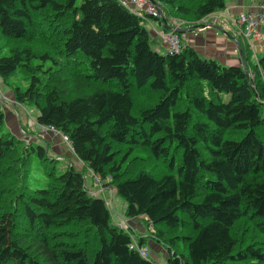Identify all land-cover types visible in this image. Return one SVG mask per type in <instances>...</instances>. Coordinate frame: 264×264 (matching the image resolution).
<instances>
[{
    "label": "trees",
    "instance_id": "16d2710c",
    "mask_svg": "<svg viewBox=\"0 0 264 264\" xmlns=\"http://www.w3.org/2000/svg\"><path fill=\"white\" fill-rule=\"evenodd\" d=\"M229 1L150 0L160 17L145 18L189 32ZM144 21L118 0H0V80L83 164L13 135L0 101V264H159L87 170L143 217L166 264H264V46L252 62L237 39L245 72L188 45L156 53Z\"/></svg>",
    "mask_w": 264,
    "mask_h": 264
},
{
    "label": "crops",
    "instance_id": "0c3cea01",
    "mask_svg": "<svg viewBox=\"0 0 264 264\" xmlns=\"http://www.w3.org/2000/svg\"><path fill=\"white\" fill-rule=\"evenodd\" d=\"M261 4H264V0H230L225 7L228 13L227 16L222 15L220 11L210 15L212 17L216 16L217 20L222 19L221 20L222 23L218 25L200 24L198 28L189 32L186 29H182V27H180L182 30H186V34L184 36L187 38V45L193 48L203 58L212 59L222 65H227V66L241 65L239 49L235 42L237 41V39L243 45L244 43L247 42L241 37L239 28L236 25L235 21L240 14L255 11ZM144 24L147 30L150 31L151 33L150 45L152 49L156 53L165 54L166 45L160 36V33L164 31L163 29H165L163 27L164 26L163 22L161 21V23H159L156 20L147 18L144 21ZM169 25H171V21ZM258 31H259V38L252 41V48L249 47V50L252 55L250 60L252 62L253 60L256 61L257 56L261 55V51L264 46V25H262L258 29ZM253 52L256 56V59L254 58ZM5 96L8 99V103L2 102L3 112L5 116V125L13 135H15L18 138L25 139L28 142L30 141L40 142L41 139H44L45 141L50 143L49 153L52 156L56 157L57 154L59 153L60 154L59 157H64V159H67L68 161L72 160L69 161L68 166L73 165L78 169H82L83 164L76 157H74V155L71 153L72 152L71 147L68 144L63 143L58 134L52 132H45L42 134L40 132L38 128L39 124L36 122L35 110L28 111L29 118H27L26 120L24 118L25 116H23L24 110L22 111L20 108L21 105L17 104L13 100L12 92L10 91L9 93L5 94ZM22 131L25 132L26 134L25 136H22L21 133ZM73 159L74 160L76 159L77 161L76 164H74ZM87 171L92 175V172H90L89 170ZM92 178H94L93 175ZM98 186L102 191L108 192L109 189H112L111 187L103 188L99 184ZM101 197L106 198L104 195H101ZM108 197H109L108 201L109 203H111V208H110L111 210H113V205H114L113 211L116 216L115 215L113 216V214L111 213V220L113 219L115 223L116 221L118 222L120 217L125 216L126 205H123L122 203H120V201H118V199H115V197H113L111 192ZM104 200L107 201V199ZM117 208H119V210L121 209L120 215L117 212ZM136 219L137 218H132L126 221L128 227L131 229V232L134 233L140 231L138 227L139 225L137 224V221H135ZM121 222L122 221H120V223ZM141 235H144V233L143 234L141 233Z\"/></svg>",
    "mask_w": 264,
    "mask_h": 264
},
{
    "label": "built area",
    "instance_id": "2783aa9c",
    "mask_svg": "<svg viewBox=\"0 0 264 264\" xmlns=\"http://www.w3.org/2000/svg\"><path fill=\"white\" fill-rule=\"evenodd\" d=\"M118 1L130 13L134 15H138L145 20L147 19L145 18V15H147L148 17H160L156 5L150 2L149 0H118ZM220 13L224 16L228 15L227 9L225 8L224 10L220 11ZM182 23L183 22L181 21L172 19L171 20L172 28L160 33V36L166 45V50H165L166 54H171V55L180 54L187 46V38L184 35H179L176 31V29L180 28ZM235 23L239 28L241 37H244V40L247 42L248 46L252 48V41L259 38L258 29L262 25H264V4H261L255 11L240 14L237 17ZM254 58L256 59L255 54H254ZM0 101H6V99L0 98ZM38 128L42 134L45 132L60 134L51 126L39 125ZM21 133L22 136L26 135L24 131H22ZM60 136L61 139L70 146L67 136L62 134H60ZM93 180L94 183H97L96 177H94ZM107 204L108 207L111 208L108 200H107ZM118 227L126 228V226L122 225V222L118 224ZM132 247H135L143 258L148 257V251L146 248H138L135 244H133L131 248Z\"/></svg>",
    "mask_w": 264,
    "mask_h": 264
},
{
    "label": "rangeland",
    "instance_id": "374dc122",
    "mask_svg": "<svg viewBox=\"0 0 264 264\" xmlns=\"http://www.w3.org/2000/svg\"><path fill=\"white\" fill-rule=\"evenodd\" d=\"M212 15V14H211ZM222 19H218L217 20V17L216 16H209L208 18L206 17V18H203V19H199L198 21H193V25H197V24H194V23H199V24H214V25H218V24H220V23H222V21H221ZM178 21V20H177ZM180 21V20H179ZM181 22H183V23H185L184 21H181ZM1 45V44H0ZM2 46V45H1ZM8 55V49H5L1 54H0V56H7ZM17 80V81H16ZM10 81H12L13 83H15V81L17 82V83H19V84H21L23 87H25V86H27V83H28V81H24V80H20V76H18V75H15L12 79H10ZM27 82V83H26ZM11 90H10V88L9 87H7L6 85H4L3 83H2V81L0 80V98L1 99H6V101H2L3 103H8V100H7V98H6V96H5V94H7V93H9ZM12 92V91H11ZM158 95V94H157ZM142 101H143V103H145V102H147L148 100H150L149 99V96L147 95V94H144V96H142ZM156 102H157V99H156ZM155 102V103H156ZM137 103V102H136ZM154 103V102H153ZM154 103V104H155ZM21 108V110L23 111V116H25L24 118L27 120V118H29V112L28 111H33V110H35L32 106H25V107H23V106H21L20 107ZM134 111H133V113L135 114V115H138V111H140V109H138L137 108V106H136V104L134 103ZM23 118V119H24ZM24 119V120H25ZM25 120V121H26ZM62 140V139H61ZM62 142L63 143H65L63 140H62ZM52 154H54V153H52ZM55 154H56V152H55ZM64 154H65V152H64ZM60 156V154L58 153L57 154V156L56 157H54V156H52L53 158H55L57 161H59V162H61L62 164V166L64 167V166H66V165H68L69 164V161H72V160H67V159H64V157H59ZM61 159V160H60ZM73 161H74V164H76V159L74 160L73 159ZM84 180H85V186L88 188V190H89V192H91L92 194H94V195H96V196H100V198H103V197H101V195H104L106 198H103V199H109V194H110V192L112 193V195H113V197H115V199H118V201H120V203H122L123 205H126L125 204V201L123 200V199H121L120 197H118L117 196V194H116V192L114 191V190H112V189H109L108 190V192L107 191H102L101 189H100V187L98 186V184H95L94 183V180H93V178H92V175L88 172V171H84ZM103 193V194H102ZM113 205V204H112ZM110 206H111V203H110ZM113 210H114V205H113ZM112 210V214H113V216L115 215L114 214V211ZM117 212H118V214L120 215V213H121V209L119 210V208H117ZM116 216V215H115ZM121 219V220H120ZM120 219L118 220V222L120 223V221H122V225L123 226H126V227H128V225H127V223H126V221H128V218H126L125 216H123V217H120ZM130 220V219H129ZM135 221H137V224L139 225L138 227H139V230L140 231H138V232H136L138 235H141V233L143 234L144 233V235H146V236H144V235H141V236H138L136 233H135V235L136 236H138V237H144V239H145V245H146V247L148 248V251H149V254H150V256L153 258V259H155L156 260V262L157 263H159V264H166V262H165V260H166V255H167V253H166V250L164 249V248H162L161 246H159L156 242H154L150 237H149V235L151 234V233H153L152 231L153 230H151V228L145 223V221L143 220V217H139V218H137ZM117 221L115 222L116 223V225L118 226V223ZM112 223H114V220L112 219ZM114 223V224H115ZM244 225H239V226H237L236 227V231H244V229L245 228H247L248 229V237H249V239L251 240V239H253V238H255L257 235L256 234H254V231H253V229L251 228V226H248V224H245V223H243ZM130 225V224H129ZM179 248H180V250H181V252H183V253H185V251H184V248H183V246L180 244V246H179ZM248 262H245V264H247ZM244 264V263H243Z\"/></svg>",
    "mask_w": 264,
    "mask_h": 264
},
{
    "label": "water",
    "instance_id": "95a60500",
    "mask_svg": "<svg viewBox=\"0 0 264 264\" xmlns=\"http://www.w3.org/2000/svg\"><path fill=\"white\" fill-rule=\"evenodd\" d=\"M149 1H150V0H149ZM162 22H163V25H164V28H165V29H171V28H172L171 25H168V24H167L166 19L163 18V19H162ZM176 31H177V32H180V33H181V32H184V30H181V29H176ZM235 41H236V40H235ZM235 43H236V45H237V47H238V49H239L240 59H241V65H242L244 71L247 72V69H246V66H245V63H244V60H243V55H242V52H241V50H240L239 44H238L237 41H236Z\"/></svg>",
    "mask_w": 264,
    "mask_h": 264
},
{
    "label": "bare ground",
    "instance_id": "6f19581e",
    "mask_svg": "<svg viewBox=\"0 0 264 264\" xmlns=\"http://www.w3.org/2000/svg\"><path fill=\"white\" fill-rule=\"evenodd\" d=\"M243 39H244V37H243Z\"/></svg>",
    "mask_w": 264,
    "mask_h": 264
}]
</instances>
